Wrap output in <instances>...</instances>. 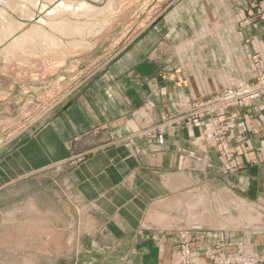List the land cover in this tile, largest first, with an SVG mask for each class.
Instances as JSON below:
<instances>
[{
    "label": "crops",
    "instance_id": "0c3cea01",
    "mask_svg": "<svg viewBox=\"0 0 264 264\" xmlns=\"http://www.w3.org/2000/svg\"><path fill=\"white\" fill-rule=\"evenodd\" d=\"M175 1L155 20L162 26L135 34L42 110L43 97L29 110L8 101L27 79L0 82L10 85L0 91L6 112L35 116L0 147V178L64 176L83 215L72 223V264H181L180 231L192 264H264V97L220 114L225 156L205 122L131 137L251 83L253 57L264 71V0Z\"/></svg>",
    "mask_w": 264,
    "mask_h": 264
},
{
    "label": "rangeland",
    "instance_id": "374dc122",
    "mask_svg": "<svg viewBox=\"0 0 264 264\" xmlns=\"http://www.w3.org/2000/svg\"><path fill=\"white\" fill-rule=\"evenodd\" d=\"M36 1L39 6L32 9L35 15L30 21L25 19L20 12L11 13L17 21L26 24V29L30 25L37 24L40 18L45 19L48 8L54 6L48 4V7L41 11V5L47 1ZM84 1L102 10L98 12L99 14L97 13L98 15L91 13L90 16L89 13L81 19L71 18V20L73 22H87L90 29L83 31L82 37H72L68 34L67 37L61 36L64 44L76 40L83 41V49L73 51L64 57L43 56V68L37 67L33 63L28 65L31 56L25 57L23 53L16 54L21 58L14 62H9L6 57L0 55V75L10 73L12 77L20 80L31 78L27 79L31 82L28 84L17 81L13 95L8 101L19 103V107L23 106L26 110H29L34 104H39L43 97L47 101L41 102L42 108L40 110H42L51 103L49 100L53 98L55 100L64 91L70 89L83 77L88 76L99 68L102 63L109 60L135 34L143 29L148 28L150 30L162 26L160 18H164L176 5L175 0ZM108 3L111 4V8H108ZM157 17L160 18L155 21ZM46 61H48V64ZM53 62L54 65H52ZM11 65L13 66L11 67ZM251 70L253 72L252 67ZM7 86L8 84L3 83V87L0 86V91H5L4 88H7ZM33 89L39 91L34 94V101L24 99L25 96L32 97L35 92ZM52 89H54L53 96L49 92ZM3 97L4 95H0V101ZM50 97L51 99H49ZM5 109L7 110V105H0V132H2L0 133V147L14 132L20 129V126L35 117L24 114L17 115L16 111L10 113L9 111L6 112ZM181 117L183 116L163 117L160 123L141 129L131 137L149 138L160 135L167 127L177 123L164 126L163 131L158 134L154 132L156 127L162 126L167 120L180 119ZM19 120L20 124L17 125ZM150 129L153 132L146 136L144 133L150 131ZM2 153L0 151V156H2ZM5 177L0 178V264H72L73 261H71L69 255L75 246L73 242L78 232H80L79 226L73 227L72 223L75 222L76 225H80L83 215L80 207L72 204L64 193L62 187L64 176L52 169L18 179H7ZM189 234V231H180L178 234L176 246L181 255V264H192L191 245L190 241H187L190 238ZM185 250L189 252L187 262L184 256Z\"/></svg>",
    "mask_w": 264,
    "mask_h": 264
},
{
    "label": "bare ground",
    "instance_id": "6f19581e",
    "mask_svg": "<svg viewBox=\"0 0 264 264\" xmlns=\"http://www.w3.org/2000/svg\"><path fill=\"white\" fill-rule=\"evenodd\" d=\"M46 1H47L46 3L41 5L40 7L41 11H44L48 7V4L54 6L48 8L47 13H45V19H43V17L40 18L37 21V24L35 23L32 26L30 25L31 27L29 26V28L26 29L25 28L26 24L17 21L15 18L12 17L11 13L13 14L20 12L25 19L30 21L33 19L35 15L32 9L37 8L39 6V3L36 0H0V48L2 47V49L0 50V55L3 56L4 58L6 57L7 61L14 62L21 58V57L19 58V56L16 54L23 53L25 57L31 56V58H29L30 62L28 63V65H30V63H33L35 64V66L41 68L43 66V61H42L43 56L48 55L53 57L54 56L64 57L65 55H68L73 51H78L80 49H83L82 48L84 47L83 41L76 40L64 44L61 39V36L67 37L68 34L71 35L72 37L75 36L82 37L83 31L84 32L88 31L90 29V25L87 22H80V21L73 22L71 18L81 19L84 17V15H87L89 13L90 16L91 13H94L96 15L102 9H99L94 5H92L91 3L85 2L84 0H61L59 2L58 0H46ZM108 8H111V4L109 3H108ZM34 58H36V60H34ZM47 62L48 61H46V63ZM52 65H54V62ZM8 66L10 65L8 64ZM12 66L13 65H11V67ZM5 74L6 75L4 76H0V82L5 81L8 75H10V73L9 74L5 73ZM26 79H31V78L28 77Z\"/></svg>",
    "mask_w": 264,
    "mask_h": 264
},
{
    "label": "built area",
    "instance_id": "2783aa9c",
    "mask_svg": "<svg viewBox=\"0 0 264 264\" xmlns=\"http://www.w3.org/2000/svg\"><path fill=\"white\" fill-rule=\"evenodd\" d=\"M253 80L249 84H242L236 87L223 90L207 99L198 100L193 103L191 109L180 119L167 120L162 126L156 127L154 132L161 133L164 126L172 123L186 122H205L207 123L214 140L217 143L220 155L227 154V140L225 132L220 122V114L226 113L235 108L245 107L257 102L264 97V71L259 62L253 57ZM151 129L144 134L150 135ZM189 252L185 250L184 256L187 259Z\"/></svg>",
    "mask_w": 264,
    "mask_h": 264
}]
</instances>
